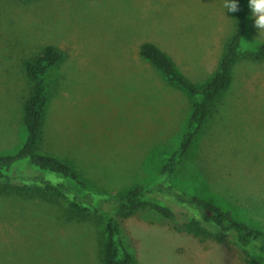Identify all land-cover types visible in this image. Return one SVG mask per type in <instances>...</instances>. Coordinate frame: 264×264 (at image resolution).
<instances>
[{
  "label": "rangeland",
  "instance_id": "374dc122",
  "mask_svg": "<svg viewBox=\"0 0 264 264\" xmlns=\"http://www.w3.org/2000/svg\"><path fill=\"white\" fill-rule=\"evenodd\" d=\"M224 3L0 0V153L25 140L22 102L31 82L24 61L53 45L64 58L47 76L44 149L75 165L104 221L112 196L135 182L147 188L161 182L264 230V61L237 62L216 111L168 176L161 169L185 132L193 98L140 55L141 44L152 42L184 77L206 84L237 31ZM261 42L264 31L250 9L242 46ZM158 196L175 208L176 219L145 208L121 221L135 264H245L232 239L201 242L182 228L186 207ZM58 209L0 196V264H102L99 217L72 222Z\"/></svg>",
  "mask_w": 264,
  "mask_h": 264
},
{
  "label": "trees",
  "instance_id": "16d2710c",
  "mask_svg": "<svg viewBox=\"0 0 264 264\" xmlns=\"http://www.w3.org/2000/svg\"><path fill=\"white\" fill-rule=\"evenodd\" d=\"M237 2L240 10L234 12L236 34L228 42L217 70L202 86L184 77L172 58L156 44L144 42L140 46V55L144 59L159 69L170 84L193 98L192 113L180 143L162 166L161 172L165 175L169 176L176 171L207 120L216 111L217 101L233 82L237 62L240 59L264 61V42L255 48L242 46L250 16L249 0ZM63 58L61 50L48 45L41 53L24 61L25 72L31 82L30 92L22 102V122L26 136L24 142L13 151L0 153V196L55 203L64 218L72 222H88L96 215L99 217L96 222H102L99 227V238L103 245L102 264H135V256L121 235V221L145 208L154 210L164 218L176 219L178 215L175 208L158 196L166 194L178 205L186 207L182 224L186 232L201 242H223L229 237L242 251L245 264H264L263 229L238 219L230 208L199 194L176 191L169 184L160 182L147 188L135 182L109 199L111 206L104 221L103 215L98 213L101 208L93 203V197L86 191L87 181L75 165L51 152V148L44 149L47 146L45 125L51 100L47 76Z\"/></svg>",
  "mask_w": 264,
  "mask_h": 264
},
{
  "label": "clouds",
  "instance_id": "9594fccd",
  "mask_svg": "<svg viewBox=\"0 0 264 264\" xmlns=\"http://www.w3.org/2000/svg\"><path fill=\"white\" fill-rule=\"evenodd\" d=\"M224 7L230 12L240 10L237 0H225ZM249 8L254 18V26L264 31V0H249Z\"/></svg>",
  "mask_w": 264,
  "mask_h": 264
}]
</instances>
